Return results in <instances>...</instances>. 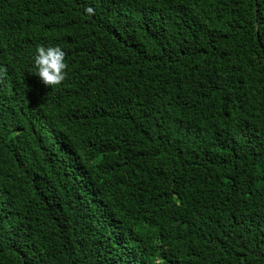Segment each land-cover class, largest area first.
Wrapping results in <instances>:
<instances>
[{
	"label": "trees",
	"instance_id": "16d2710c",
	"mask_svg": "<svg viewBox=\"0 0 264 264\" xmlns=\"http://www.w3.org/2000/svg\"><path fill=\"white\" fill-rule=\"evenodd\" d=\"M0 264H264V0H0Z\"/></svg>",
	"mask_w": 264,
	"mask_h": 264
},
{
	"label": "clouds",
	"instance_id": "9594fccd",
	"mask_svg": "<svg viewBox=\"0 0 264 264\" xmlns=\"http://www.w3.org/2000/svg\"><path fill=\"white\" fill-rule=\"evenodd\" d=\"M85 12L92 15L94 9L86 7ZM65 57L66 53L59 45H41L35 49L33 59L35 75L44 85L58 86L66 79L67 63Z\"/></svg>",
	"mask_w": 264,
	"mask_h": 264
}]
</instances>
